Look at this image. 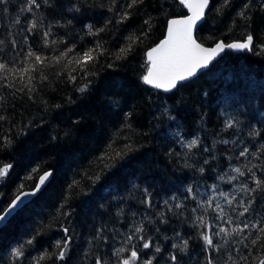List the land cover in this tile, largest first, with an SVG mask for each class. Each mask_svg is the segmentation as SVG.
Here are the masks:
<instances>
[{"label":"trees","instance_id":"obj_1","mask_svg":"<svg viewBox=\"0 0 264 264\" xmlns=\"http://www.w3.org/2000/svg\"><path fill=\"white\" fill-rule=\"evenodd\" d=\"M94 2L99 5L101 0ZM221 2L213 0L212 12L196 33L199 43L211 47L216 39H241L249 31L256 44L264 43V9L260 8L258 0H251L248 20L236 16L245 0H231V6L217 15L216 7ZM21 6L22 0H9V12H0V36L7 37L9 28L18 31L19 26L12 27V21L20 15L23 22L27 13H19ZM108 6L104 0V9H89L82 16L77 13L79 22L73 20L70 31H57L68 32L69 39L88 46L96 38L84 35V24L100 27L106 18H112L109 31L117 27L115 16L106 11ZM133 11L132 19L119 26L126 31L117 35H140L142 30H147V37L128 61L118 64L114 70L100 69V82L91 94L77 93L74 89L79 84L62 83H53L42 91L38 87V91L31 94L13 95L10 90L0 89V115L5 117L0 121V135L13 140L11 145L0 147V161L13 165L10 175L0 180V192L5 193L0 200V211L18 193L19 185L23 184V190L27 191L45 171L53 172L51 183L38 198L0 229V264H52L50 260L38 258L58 251L55 245L64 237L62 226L69 227L74 237L68 264H90L84 254L91 247L88 241L96 228L105 226L110 237L115 232L127 234L133 212L137 213L136 220L163 212L164 200L175 195L183 201L188 185L201 193L212 184H217L220 190L231 191L238 181L227 182L229 174L236 175L230 165L242 166L236 159L232 141H240L236 148L264 143V54H257L255 50L226 53L185 87L162 94L141 82L146 71L142 66L144 53L164 38L167 20L185 10L175 0H145L144 5ZM61 13L65 21L73 15L67 8H58L50 15L59 19ZM149 16L150 25L146 26L144 20ZM229 27H232L230 33ZM102 36L105 41H111L109 35ZM105 46L111 48L113 44ZM29 95L33 99H29ZM68 97L75 103H68ZM58 104L61 107L57 108ZM125 113H131L130 119H126ZM230 117L240 120L241 125H250L261 135L250 137L248 127H243L242 131L239 126L236 130H224V122ZM53 136L57 139H52ZM195 137H199L201 148L207 146L211 150V156L197 149L192 150L190 158L185 155L187 149L182 144ZM221 140L229 143L225 145ZM126 144L138 149L129 154L131 162L103 172L110 161H100L98 157L105 150L110 155L120 151ZM205 158L209 160L207 165L203 164ZM186 160L197 168L203 166L205 172L201 174L185 167ZM96 175L102 178L94 183ZM73 181L76 185L69 188ZM145 189L152 193L153 202V207L147 210L139 202ZM192 207L188 202V213ZM121 208L125 215L118 216ZM64 212L70 215L64 216ZM167 216L168 224L148 225L154 247L151 251L142 249L141 261L151 259L153 264H169L168 256L175 252L181 257V264H197L198 261L204 264L200 254L203 242L197 239V230L189 223L179 222L171 213ZM181 238L189 241V247L183 252L172 249V244L182 243ZM30 240L32 243L28 244ZM109 245L108 256L112 264H117L118 258L111 252L121 246L120 236H116L114 242L110 240ZM157 246L158 253L155 252ZM17 249L23 252L19 260L12 256Z\"/></svg>","mask_w":264,"mask_h":264},{"label":"snow or ice","instance_id":"obj_2","mask_svg":"<svg viewBox=\"0 0 264 264\" xmlns=\"http://www.w3.org/2000/svg\"><path fill=\"white\" fill-rule=\"evenodd\" d=\"M107 2L109 6L106 11L115 16L117 27L109 31L108 26L113 23L112 18H106L100 27L90 23L84 24V35L96 39L90 41L88 46H82L75 39H69L68 32L57 30L70 31L72 21L79 22L77 13L82 16L89 9L93 11L97 7L104 9V0H101L99 5L94 0H67V3L64 0H22L19 13L27 15H24L23 22L20 15L12 21V27L19 26L18 31L13 32L9 28L6 30L7 37L0 36V89L10 90L13 95L31 94L37 92L38 87L42 91L53 83L57 85L62 83L74 86L79 84L80 86L74 89L77 93L91 94V90L100 82V69L106 67L114 70L118 64L128 61L148 35L147 30H142L140 35L134 33L127 36L117 35L121 31H126V28L122 30L119 26L130 21L135 14L133 10L144 5L145 0ZM258 2L260 8L264 9V0ZM175 3L185 11L167 20L164 38L144 53L145 61L142 66L146 71L140 78L144 85L166 93L174 92L202 74L222 54L254 50L257 54H264V43L256 44L251 31L241 39H216L211 47L199 43L196 33L212 12L213 0H175ZM8 4L9 0H0V12L7 14ZM230 6L231 0H222L216 7V14L220 15L225 7ZM251 7V0H245L236 16L244 20L250 19L247 12ZM58 8H67L73 15L66 21L63 19L64 13H61L62 18H53L50 14H54ZM150 21L149 16L144 20V25H150ZM232 26H235V21L232 22ZM231 31L232 27H229L228 32ZM102 34L109 35L111 41H105ZM106 43H112L113 46L106 47ZM28 98L33 99V96L29 95ZM67 102L75 103L71 97L67 98ZM56 107L59 108L61 105L58 104ZM125 117L130 119L131 113H125ZM3 120L5 117L0 115V121ZM238 126L240 131L243 127H248L250 137L261 135L250 125H241V121L235 117L227 118L224 122V130H236ZM52 139L55 140L57 137L53 136ZM12 142L10 136L0 135V147L11 145ZM220 142L225 145L229 143L228 140ZM239 143L240 141H232L236 159L241 161L242 166L230 165L231 172L236 175L229 174L227 182L232 184L233 181H238L231 191L220 190L217 184H212L206 192L201 193L198 188L188 185L184 189L183 201L175 195L164 200L163 212L157 211L139 220L135 219L137 213L133 212V220L129 224L130 231L127 234L115 232L110 237L106 234V227L102 225L95 229L94 236L88 241L91 247L84 254L85 260L90 261V264H112L108 256L109 241L114 242L115 237L120 236L121 246L113 248L111 252L112 256L118 258L117 264L138 262L153 264L151 259L141 261L142 249L151 251L154 247L152 237L148 234V225L153 222L168 224L167 214L171 213L179 222L189 223L197 230V239L203 242L200 254L204 257V264H264V143H260L259 146L253 144L251 148L248 146L236 148ZM182 147L187 149L185 155L189 158L193 149L212 155L207 146L201 148L199 137L184 142ZM137 150L131 144H126L124 149L114 151L111 155L105 150L98 159L100 161L107 159L110 163H107L102 171H111L118 165L130 163L129 154ZM208 163L209 160L205 158L203 164ZM0 165H2L0 180H4L10 175L13 165L3 161H0ZM185 167L191 168L193 172L201 174L205 172L203 166L197 168L194 164H188L187 160ZM52 177L51 170L45 171L39 176V182L27 191L23 190V184L19 185L18 193L0 211V228L6 226L14 215L38 198L51 183ZM101 178V175H96L93 182H98ZM76 183L73 181L69 188H73ZM4 196L5 193L0 192V200ZM151 196L152 193L145 189L139 201L146 206V210L153 207ZM188 202L193 204L190 213L187 212ZM63 215L69 216L70 213L64 212ZM117 215H125L124 210L118 209ZM62 230L64 237L55 245L58 251L51 256L45 253L38 258L39 260H50L52 264H56L57 261L68 264L72 258L70 252L74 237L69 227L62 226ZM154 230L158 232L159 228ZM177 236L179 237V233ZM181 240V244H172V249L183 252L189 247L187 239ZM134 241L139 243H133ZM27 243L31 244L32 241ZM101 246L104 248L103 251ZM155 252H160L158 246L155 247ZM125 253L127 255H122ZM12 256L19 260L23 252L17 249L12 252ZM168 261L169 264H181V257L172 252L168 256Z\"/></svg>","mask_w":264,"mask_h":264},{"label":"water","instance_id":"obj_3","mask_svg":"<svg viewBox=\"0 0 264 264\" xmlns=\"http://www.w3.org/2000/svg\"><path fill=\"white\" fill-rule=\"evenodd\" d=\"M228 53H233V54H240V53H243V52H228ZM224 56V54H222V56L221 57H223ZM221 57H218L215 61H213L212 62V64H210V66L211 65H213L215 62H217ZM209 66V67H210ZM208 67V68H209ZM207 70V69H206ZM206 70H204L203 72H205ZM194 79V78H193ZM187 83V82H186ZM149 89H151V90H154V91H156V92H159V93H162V94H169V93H171V92H164V91H162V90H157V89H154V88H152V87H150V86H148V85H146ZM43 175V174H42ZM37 182H39V178H38V180H37ZM1 229V228H0Z\"/></svg>","mask_w":264,"mask_h":264},{"label":"flooded vegetation","instance_id":"obj_4","mask_svg":"<svg viewBox=\"0 0 264 264\" xmlns=\"http://www.w3.org/2000/svg\"><path fill=\"white\" fill-rule=\"evenodd\" d=\"M213 46V45H212Z\"/></svg>","mask_w":264,"mask_h":264}]
</instances>
